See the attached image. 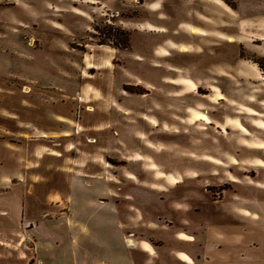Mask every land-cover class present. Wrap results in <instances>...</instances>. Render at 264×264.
Masks as SVG:
<instances>
[{"label": "rangeland", "instance_id": "374dc122", "mask_svg": "<svg viewBox=\"0 0 264 264\" xmlns=\"http://www.w3.org/2000/svg\"><path fill=\"white\" fill-rule=\"evenodd\" d=\"M110 48V73L87 68ZM87 85L117 97L112 117ZM43 106L99 146L122 219L143 216L129 238L172 246L175 227L176 264H264V0H0V125Z\"/></svg>", "mask_w": 264, "mask_h": 264}, {"label": "crops", "instance_id": "0c3cea01", "mask_svg": "<svg viewBox=\"0 0 264 264\" xmlns=\"http://www.w3.org/2000/svg\"><path fill=\"white\" fill-rule=\"evenodd\" d=\"M110 50L107 63L90 69L110 73L115 53ZM79 97L81 102H94V113L112 117L116 111L112 103L117 97L113 99L111 91L87 85ZM36 109L28 120L22 109L4 113L12 121L0 125V264H176V228L172 246L159 237L129 238V221L143 216L125 208L130 214L122 219L111 179L97 170L104 161L96 151L99 146L92 151L83 147L81 140L69 136L80 130L68 125L54 131L46 106L39 115ZM58 197L63 203V198H72L71 218L63 216ZM100 197H108V202L101 204ZM152 230L150 235L162 232ZM183 255L177 253L181 262ZM244 260L238 252L236 259L226 256L205 264H245ZM248 264L258 263L252 259Z\"/></svg>", "mask_w": 264, "mask_h": 264}, {"label": "bare ground", "instance_id": "6f19581e", "mask_svg": "<svg viewBox=\"0 0 264 264\" xmlns=\"http://www.w3.org/2000/svg\"><path fill=\"white\" fill-rule=\"evenodd\" d=\"M110 52H114V49H111ZM85 62H86V65H87V68H88V69L93 68V65H92V63L90 62V59H89L88 57H86ZM90 110H92V109H90ZM195 120H196V121H203V120L200 119V117H198V116H196ZM189 240H190V239H189ZM181 258H182V260H184V261H187V260H188V258H187L186 256H184V255H183Z\"/></svg>", "mask_w": 264, "mask_h": 264}]
</instances>
